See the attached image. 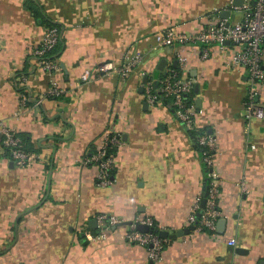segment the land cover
<instances>
[{
    "label": "crops",
    "instance_id": "0c3cea01",
    "mask_svg": "<svg viewBox=\"0 0 264 264\" xmlns=\"http://www.w3.org/2000/svg\"><path fill=\"white\" fill-rule=\"evenodd\" d=\"M233 2L0 0V120L38 157L18 167L0 156V264H264V118L245 119L248 72L230 65L238 48L213 44L203 59V45L158 47L155 40L168 28L199 34L220 21L234 25L244 18L243 5L255 0ZM47 22L62 32L53 74L32 56ZM136 54L144 61L127 78L98 76L100 64L120 65ZM178 55L198 86L188 96L196 126L216 139L223 219L218 232L195 228L166 240L161 260L153 262L145 247L128 242V225L95 238L96 217L151 218L170 234L194 226L189 216L208 181L202 149L170 100L151 106L144 90L178 66ZM86 70L92 77L78 86ZM23 75L31 97L26 107ZM52 81L64 95L43 98ZM259 100L264 105L263 88ZM110 131L123 144L112 184L102 186L99 167L85 161ZM231 239L236 246L228 245Z\"/></svg>",
    "mask_w": 264,
    "mask_h": 264
},
{
    "label": "built area",
    "instance_id": "2783aa9c",
    "mask_svg": "<svg viewBox=\"0 0 264 264\" xmlns=\"http://www.w3.org/2000/svg\"><path fill=\"white\" fill-rule=\"evenodd\" d=\"M242 8L244 18L234 25L227 26L225 21H220L218 25H212L199 34L178 33L173 28H168L156 34L155 40L158 47L186 44L203 45L201 55L203 59L209 57V47L213 44L222 48L228 43L237 46L238 49L233 53L230 65L234 68H243L248 72L249 86L244 109L245 119L249 124L254 119L264 118V105L259 100L261 90L264 89V0H255L254 3L244 4ZM61 38L60 28L47 27L40 44L32 51L36 66L49 74H53L59 69V64L49 53L56 48ZM143 61L144 58L141 55H128L120 65L100 64L97 68V74L101 78H110L115 75L127 78ZM177 62L178 66L169 68L166 75L159 80L158 88L153 81H148L144 85L145 96L151 106L159 104L164 99L170 100L178 120L182 122L185 128L194 133L195 142L202 149L203 162L208 169L209 183L206 185L208 191L206 206L201 209L203 195L199 196L193 212L189 216V223L194 224L198 230L206 229L215 233L218 232V223L223 219V214L218 206L220 180L213 169L217 143L212 134L206 130H200L196 126L195 106L187 99L193 92L195 81L187 77V59L178 55ZM91 75L90 70L84 71L78 86L89 82ZM27 80V75H23L19 79L20 89L24 88L19 91L22 107H26L31 98L29 88L26 86ZM63 95L64 90L52 81L43 98H60ZM122 144L123 141L119 134L107 132L101 150L86 159V164L94 163L99 167L98 181L100 185L109 186L112 184L111 171L114 170L116 153ZM0 156H8L18 167H26L38 158L26 149L21 136L8 128L1 120ZM96 221L98 232L95 238L97 239H105L112 228L123 224L121 219L108 214H99ZM138 223L152 228L154 221L151 218H146L136 220L128 225L129 231L126 236L128 242L145 247L153 262L160 261L167 241L154 232H140L137 229ZM236 244V239H231L228 242L229 246H236Z\"/></svg>",
    "mask_w": 264,
    "mask_h": 264
},
{
    "label": "water",
    "instance_id": "95a60500",
    "mask_svg": "<svg viewBox=\"0 0 264 264\" xmlns=\"http://www.w3.org/2000/svg\"><path fill=\"white\" fill-rule=\"evenodd\" d=\"M234 5H237V6H241L243 4V0H234ZM228 14V12H222L221 16L224 17V15ZM230 24H227V26H229ZM229 44V43H228ZM178 62H175V65H177ZM159 84L156 83V88H158ZM195 88H198V86L196 85ZM208 196V191H207V188L205 186L204 188V192H203V199H202V202H201V209H204L205 206H206V198ZM200 215V214H199ZM222 222V221H221ZM221 222L219 223V225L221 224ZM132 222H125L123 223L122 225H131ZM218 225V227H219ZM196 228V226H191L190 228L186 229V230H182V231H178L176 234H170L168 231H165V230H161L159 231L158 235L160 238L164 239V240H168V239H175V238H178V237H181L185 234H188L191 230H194ZM137 229L142 232V233H148V232H153L152 228H150L149 226L147 225H144V224H140L138 223L137 224ZM219 230V228H218Z\"/></svg>",
    "mask_w": 264,
    "mask_h": 264
},
{
    "label": "trees",
    "instance_id": "16d2710c",
    "mask_svg": "<svg viewBox=\"0 0 264 264\" xmlns=\"http://www.w3.org/2000/svg\"><path fill=\"white\" fill-rule=\"evenodd\" d=\"M46 28L47 27H52V26H55V27H57V28H60V27H58V26H56V25H54V24H52V23H50V22H47L46 23ZM61 29V28H60ZM61 43H62V38H61V40H60V42H59V44L56 46V48L51 52V53H49V55L54 59V57L56 58L57 57V55H58V53L60 52V47H61ZM24 88H21V89H19V90H23ZM188 99V98H187ZM188 101H189V99H188ZM193 134V136H194V133H192ZM22 138V137H21ZM22 140H23V142L25 143V146H26V149L28 150V151H30V149L27 147V144H26V141L22 138ZM197 145V144H196ZM117 154V153H116ZM97 165V164H96ZM207 169V168H206ZM208 170V169H207ZM111 173L113 174V171H111ZM207 173H208V171H207ZM209 183V180L207 181V183H206V185ZM118 226H120V225H118ZM118 226H116V227H118ZM113 229V228H112ZM112 229L110 230V232L112 231ZM152 230H153V232L154 233H156V234H158L159 233V231H161L160 230V227L157 225V223H155L154 222V224H153V227H152ZM203 231H205V232H208V233H213V232H211V231H208V230H206V229H203ZM95 234H97V233H95ZM166 244H167V242H166ZM165 244V245H166Z\"/></svg>",
    "mask_w": 264,
    "mask_h": 264
}]
</instances>
